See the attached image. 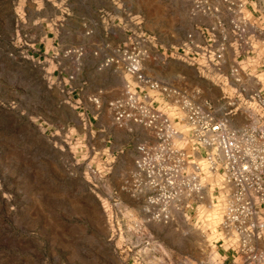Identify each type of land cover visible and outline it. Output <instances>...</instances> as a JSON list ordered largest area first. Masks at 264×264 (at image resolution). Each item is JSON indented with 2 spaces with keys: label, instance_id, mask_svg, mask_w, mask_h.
Instances as JSON below:
<instances>
[{
  "label": "rangeland",
  "instance_id": "obj_1",
  "mask_svg": "<svg viewBox=\"0 0 264 264\" xmlns=\"http://www.w3.org/2000/svg\"><path fill=\"white\" fill-rule=\"evenodd\" d=\"M201 1L0 0V264H252L221 232L229 188L202 159L201 202L167 222L143 210L130 185L134 146L149 134L128 133L111 114L132 83L115 63L124 46L146 53V77L198 101L236 90L237 63L264 82V0H209L229 40L253 48L230 47L219 67L202 51L216 20ZM159 108L191 152L183 115Z\"/></svg>",
  "mask_w": 264,
  "mask_h": 264
},
{
  "label": "built area",
  "instance_id": "obj_2",
  "mask_svg": "<svg viewBox=\"0 0 264 264\" xmlns=\"http://www.w3.org/2000/svg\"><path fill=\"white\" fill-rule=\"evenodd\" d=\"M197 4L207 7L205 14L216 20L203 31L202 51L208 63L219 67L226 51L240 43L243 53H251L253 48L245 37L235 35L231 43L217 18L219 10L209 0ZM116 54L115 63L132 83H127L123 97L110 103L114 125L128 133L138 128L149 134L146 141L137 139L134 146L131 195L144 199L143 210L152 211L154 221H172L174 214H184L204 198L207 185L199 164L202 159L208 172L221 174L229 188L222 234L237 241L236 253L243 262L264 261V82L258 79L260 70L248 65L251 70L247 72L248 67L237 63L229 73V84L236 90L222 95L218 103L203 102L185 90L146 77L141 64L146 53L141 48L124 46ZM244 78L251 81L250 90L244 88ZM163 103L183 115L191 152L181 146L185 135L178 123L159 108ZM249 117L257 125H237L239 119Z\"/></svg>",
  "mask_w": 264,
  "mask_h": 264
},
{
  "label": "bare ground",
  "instance_id": "obj_3",
  "mask_svg": "<svg viewBox=\"0 0 264 264\" xmlns=\"http://www.w3.org/2000/svg\"><path fill=\"white\" fill-rule=\"evenodd\" d=\"M126 84V83H125ZM125 87H126V85H125ZM205 215V214H204ZM184 218V217H183ZM185 219V218H184ZM187 220H184L183 222H182V224L184 225V227H186V224H185V222H186ZM188 225V224H187ZM183 227V226H182ZM191 228V227H190ZM185 230H189V229H183V231H185ZM191 231V230H190ZM189 231V232H190ZM192 232H190V234H191ZM193 234V233H192ZM194 235V234H193ZM197 236V235H196ZM194 238H195V236H194ZM191 240H193V239H191Z\"/></svg>",
  "mask_w": 264,
  "mask_h": 264
}]
</instances>
